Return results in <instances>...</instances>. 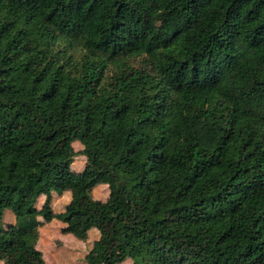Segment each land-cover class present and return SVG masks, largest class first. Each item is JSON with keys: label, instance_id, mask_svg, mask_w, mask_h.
I'll return each mask as SVG.
<instances>
[{"label": "trees", "instance_id": "16d2710c", "mask_svg": "<svg viewBox=\"0 0 264 264\" xmlns=\"http://www.w3.org/2000/svg\"><path fill=\"white\" fill-rule=\"evenodd\" d=\"M51 222L67 264H264V0H0V264Z\"/></svg>", "mask_w": 264, "mask_h": 264}, {"label": "rangeland", "instance_id": "374dc122", "mask_svg": "<svg viewBox=\"0 0 264 264\" xmlns=\"http://www.w3.org/2000/svg\"><path fill=\"white\" fill-rule=\"evenodd\" d=\"M93 195L97 198L104 199L107 196V189L104 186L97 187L94 189ZM56 201L55 210L58 211L61 209L62 203L59 199ZM6 221L11 222L10 217H7ZM40 230L44 234V237L42 236L40 239L41 250L48 264H67L71 262L70 260L80 261L94 238L91 234L88 241H81L71 235L62 234L60 232L59 222H51L50 224L43 225ZM147 255L148 250L142 248L138 254L118 264H143Z\"/></svg>", "mask_w": 264, "mask_h": 264}]
</instances>
